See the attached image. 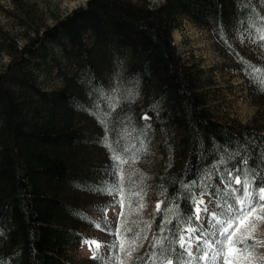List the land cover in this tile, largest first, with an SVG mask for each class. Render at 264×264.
<instances>
[{
	"label": "trees",
	"instance_id": "obj_1",
	"mask_svg": "<svg viewBox=\"0 0 264 264\" xmlns=\"http://www.w3.org/2000/svg\"><path fill=\"white\" fill-rule=\"evenodd\" d=\"M263 12L264 0H165L155 8L145 0H87L7 51L0 69V260L68 264V250L92 226L83 198L113 182L105 147L113 136L128 157L159 137L160 164L148 180L163 203L139 225L148 239L135 257L152 251L162 217L174 218L166 209L183 216L185 199H199L202 188L218 193L226 170L236 166L242 180L264 182L263 133L212 115L201 69L181 59L172 39L186 16L229 48L238 30L255 31ZM53 71L63 86L41 88L39 75ZM131 163L123 166L126 180Z\"/></svg>",
	"mask_w": 264,
	"mask_h": 264
},
{
	"label": "rangeland",
	"instance_id": "obj_2",
	"mask_svg": "<svg viewBox=\"0 0 264 264\" xmlns=\"http://www.w3.org/2000/svg\"><path fill=\"white\" fill-rule=\"evenodd\" d=\"M87 0H0V69L9 61L7 51L22 45L29 37L41 33L43 29L52 26L66 14ZM140 2L144 0H132ZM150 8L159 6L164 0H145ZM264 17V12H263ZM173 43L181 59L186 64L201 69L202 89L208 99V107L212 115L227 123H250L257 127L264 135V91L258 83H253L244 73L241 62L264 71V41H261L255 31L238 30L232 37L230 47H223L213 37L212 32L195 23L186 16L178 18V27L172 31ZM64 63V62H63ZM66 65V63H64ZM41 88L56 89L63 86L62 79L53 71L42 73L38 77ZM159 137L153 140L143 154L131 163V172L135 175L134 190L143 189V208L127 216L129 221H136L137 225H146L152 218L160 200L149 184L152 175L157 173L161 155L158 151ZM219 192L215 196L205 195V205L209 213H202L201 226L209 219L211 211L219 213L216 203L223 204L224 200L232 202L230 195H225L229 189L221 181L216 185ZM233 188L238 185L233 184ZM119 197L109 196L102 191L85 196L86 211L92 219V226L87 229L88 238L102 244L100 252L113 264H120V257L124 254L116 249L109 250L108 244L117 240L112 233L121 227L119 205L114 200ZM134 200L137 198H133ZM125 213H128L127 201ZM208 230L210 226H208ZM255 239L264 241V223L258 225ZM83 240V241H85ZM80 242L76 247L68 250V264H101L92 259L89 245ZM143 248L133 256L140 254ZM195 253V248H193ZM256 253L264 257V246L258 247ZM127 264V262H126ZM193 264H196L194 261Z\"/></svg>",
	"mask_w": 264,
	"mask_h": 264
},
{
	"label": "snow or ice",
	"instance_id": "obj_3",
	"mask_svg": "<svg viewBox=\"0 0 264 264\" xmlns=\"http://www.w3.org/2000/svg\"><path fill=\"white\" fill-rule=\"evenodd\" d=\"M261 24L256 27L255 31L261 41H264V17H261ZM253 74V80L264 91V71L256 69L249 65ZM148 117H144L147 119ZM104 123L103 120H101ZM107 140V136L105 137ZM115 142V143H114ZM119 142L113 136L112 141L105 144L110 152V159L113 164L111 167V175L113 182L105 184L97 191H102L109 196L119 197L114 200V205L120 206L118 216L121 219V227L112 233L117 236V240L108 244V249H116L124 254V259L116 257L120 260V264H136L138 260L140 264H264V257H259L256 253L258 247L264 246V241L255 239L256 229L259 224L264 223V182L256 183L247 178L241 179L237 174L240 169L236 166L235 172L226 170V176L222 183L226 184L229 189L225 195H230L232 202L224 200L223 204L217 202L215 207L221 211H211L209 219L201 226L203 220L202 213H209V208L205 205L203 197L205 195L215 196L217 192L214 190L211 194L205 190L199 192V199L193 194L191 199L186 198L185 203L188 208L185 209L183 216L179 215L173 209H166L167 212L173 213V219L163 216L158 224L160 236H153L150 248L152 251L145 253L143 257H135L134 253L143 247V240H147V234L144 228H140L136 221H129L127 216L138 209L143 208V189L134 190L135 181L132 177L134 172L128 173L125 179L124 165L135 162L138 156L128 157L123 155L128 153L130 149L118 146ZM224 163V161H221ZM242 164H248V160L242 159ZM255 162L253 161V166ZM240 187L233 188L232 185ZM188 185H185L187 188ZM240 193L237 195V193ZM137 199H133V198ZM127 201L128 213H125V202ZM161 203L157 204V212L161 211ZM180 206L177 205V209ZM195 221V224H193ZM171 225V227H169ZM135 226V227H133ZM210 226L211 230H208ZM148 228L151 225H147ZM164 233H170L172 239H169ZM167 242V246H165ZM83 243L89 245L92 253V259L100 261L101 264H113L111 259H107L101 254L102 244L96 240H85ZM176 245V247H173ZM195 248V253L193 252ZM175 253V258L170 259V254ZM161 258H163L161 260ZM0 264H5L0 260Z\"/></svg>",
	"mask_w": 264,
	"mask_h": 264
}]
</instances>
